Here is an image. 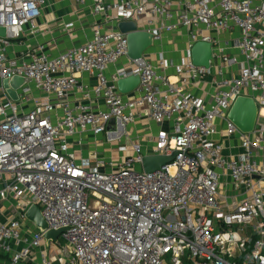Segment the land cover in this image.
Instances as JSON below:
<instances>
[{"label": "built area", "instance_id": "2783aa9c", "mask_svg": "<svg viewBox=\"0 0 264 264\" xmlns=\"http://www.w3.org/2000/svg\"><path fill=\"white\" fill-rule=\"evenodd\" d=\"M43 3L0 0L6 32L0 36V255L8 257L7 264H264V123L243 133L227 118L241 95L264 107V0H93L92 14L103 24H94L87 41L56 56L43 45L10 56L11 43L26 25L33 27ZM119 20L135 21L154 39L184 28L188 50L198 40L212 43L202 29L237 28L235 47L243 61L234 75L220 68L207 102L184 84L208 74L210 66L194 65L187 55L174 66L178 79L171 81L167 59L127 57ZM121 58L126 62L109 75L108 68ZM83 73L95 76L92 87L77 81ZM133 75L137 86L121 93L117 80ZM13 76L27 80L16 90L17 100L2 85ZM73 89L81 98L71 105L64 98ZM33 90L46 97L25 110ZM141 111L170 124L152 140V154L178 151L160 169L142 170L139 143L118 146L119 162L109 161L106 169L70 152L68 138L78 131L110 138L119 135L117 123L107 129L110 119L125 133ZM216 119L223 121L224 135L239 138L238 157L222 154L214 139ZM224 175L244 194L232 208L221 200ZM32 204L49 228H67L58 235L60 251L52 241L44 243L42 232L26 219Z\"/></svg>", "mask_w": 264, "mask_h": 264}, {"label": "crops", "instance_id": "0c3cea01", "mask_svg": "<svg viewBox=\"0 0 264 264\" xmlns=\"http://www.w3.org/2000/svg\"><path fill=\"white\" fill-rule=\"evenodd\" d=\"M92 1L84 0L81 3L77 0H44L40 15L33 21V27L26 25L22 37L11 43L8 54L10 56H22L31 48L43 45L47 54L56 56L71 46L84 43L91 37L94 24H103L100 15L92 14ZM152 19V26L156 27L157 20L156 18ZM144 22L145 17L139 21V25L144 24ZM68 24L71 25L68 26ZM201 33L205 36H211L212 40L213 58L210 61V72L197 80L185 83L184 89L208 102L216 91L215 81L219 78L218 71L220 68L224 75H234L243 58L235 47V41L240 33L237 28L223 33L202 29ZM220 48L223 50L220 51ZM187 55H190L188 34L181 27L171 32H162L160 37L154 39L153 44L143 53V57L152 63H155L159 58L167 59L171 65L165 70V73L171 81L178 79L174 66ZM222 56H227L228 61L223 62ZM125 62L126 58H121L114 66L108 68L107 73L110 75L114 67L121 66ZM77 81L90 88L95 84L96 79L93 74L83 73L78 75ZM44 97L46 95L43 92L33 90L30 94V101L25 104V110L32 108L34 101ZM80 98L81 91L73 89L64 100L72 105ZM49 99H54V96L50 95ZM258 112V118L264 119V107L259 108ZM169 125L168 122H154L147 117L145 112L141 111V115H138L133 122L125 126L126 132L121 135H111L109 138L108 134L94 135L89 130L78 131L68 138L69 150L78 161L88 160L90 164L98 165L100 169H106L109 167V161L119 162L118 146L122 144L130 146L139 143L144 155L152 154V140L155 134L158 130L168 129ZM215 125L218 133L214 135V139L221 145L222 154L228 159L238 157L242 152L239 138L224 135L222 120L216 119ZM219 190L222 203L228 208L234 207L244 195L241 189L235 187L227 175L222 177ZM2 208L5 206L3 205ZM52 255H55V251ZM7 262L8 257L0 255V264H7Z\"/></svg>", "mask_w": 264, "mask_h": 264}, {"label": "water", "instance_id": "95a60500", "mask_svg": "<svg viewBox=\"0 0 264 264\" xmlns=\"http://www.w3.org/2000/svg\"><path fill=\"white\" fill-rule=\"evenodd\" d=\"M117 29L125 33L127 40V57L130 59L141 58L143 53L149 48L154 41V35L148 30L138 27L133 20H119L116 23ZM6 35L5 28L0 26V36ZM213 58L212 43L209 41H196L190 48V59L194 65L208 68ZM27 80L24 77L13 76L10 79L2 80V85L8 95L13 99H18L17 89ZM139 82L136 75L120 78L117 80V88L121 93H128L134 90ZM259 104L251 96H238L231 104L227 118L243 133L253 131L258 118ZM117 123L119 135L122 134L124 127L114 119H110L107 129H112ZM177 150L170 154H145L141 159V168L144 172H152L160 169L165 164L172 162ZM26 219L33 223L36 228L42 232L45 242L52 241L60 245L58 235L65 231L66 227L49 228L38 205H30L24 213Z\"/></svg>", "mask_w": 264, "mask_h": 264}, {"label": "rangeland", "instance_id": "374dc122", "mask_svg": "<svg viewBox=\"0 0 264 264\" xmlns=\"http://www.w3.org/2000/svg\"><path fill=\"white\" fill-rule=\"evenodd\" d=\"M258 122L259 123H264V119L259 117L258 118ZM135 167L137 169L139 166L136 164ZM213 223H215V221H213ZM43 242L45 243V240H43ZM53 247H54V250H56V251H60L61 250L60 245L53 244ZM169 258H170V254H167L166 257H165V261L168 262V263H169ZM183 264H188V261L184 260Z\"/></svg>", "mask_w": 264, "mask_h": 264}]
</instances>
